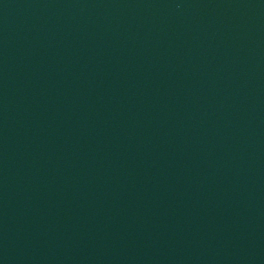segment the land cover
<instances>
[{
	"label": "water",
	"instance_id": "95a60500",
	"mask_svg": "<svg viewBox=\"0 0 264 264\" xmlns=\"http://www.w3.org/2000/svg\"><path fill=\"white\" fill-rule=\"evenodd\" d=\"M0 264H264V0H0Z\"/></svg>",
	"mask_w": 264,
	"mask_h": 264
}]
</instances>
